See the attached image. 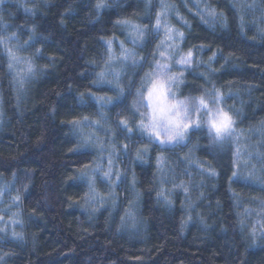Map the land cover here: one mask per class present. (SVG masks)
I'll return each instance as SVG.
<instances>
[{"label":"clouds","instance_id":"9594fccd","mask_svg":"<svg viewBox=\"0 0 264 264\" xmlns=\"http://www.w3.org/2000/svg\"><path fill=\"white\" fill-rule=\"evenodd\" d=\"M88 2L95 13L86 18L90 24L102 19L101 10L115 6L112 0H103V7L100 8L97 7L98 0ZM127 3L128 0H124V4ZM227 3L237 13L231 21L224 12L218 13L211 3L205 4L204 0H180V4L189 12L199 7L209 9L207 15L218 19L221 30L231 31L230 24H233L239 27V34L245 36L246 24L262 25L257 31L264 38V0H242L240 4L235 0H227ZM6 6L22 9L26 14L23 30L29 33L28 40L34 41L38 36L43 40L51 39L52 33L44 36L38 32L39 22L36 18L42 15L44 9L59 6L58 0H0V20L4 19ZM136 7L138 10L130 17L113 21V29L125 33L124 38L103 37L106 47L97 59L87 61L88 67L80 74L89 80L92 87L103 85L108 91L99 94L73 90L75 106L90 111L88 115L81 112L80 118L73 120L74 123L68 122L70 129L66 135L71 137L70 142L74 145L69 150L77 158L76 162L83 164L67 175L69 181L78 185L80 194V201L69 204V207L83 210L86 220L80 221L81 225L91 222L90 227H95L98 213L109 200L115 209V197L119 195L117 188L124 191L130 189L133 203L145 193L154 194L152 207L161 204L171 208L175 203L174 197L183 194L184 215L177 221L178 238H183L191 224L198 222L205 233L210 229L218 230L229 237L225 240V246L232 258L228 259L227 264H253L247 254L264 252V120L259 124L241 127L244 106L229 102L239 98L241 89L231 84L218 85L216 82L221 70L239 67L233 57L229 56L224 64L216 67V53L204 56V49L197 45L182 47L187 39L186 33L181 27L174 26L173 21H183L189 29L191 22L183 16L177 0H136ZM68 11L74 14L73 9L69 8ZM158 19L160 24H157ZM144 20L148 23H144ZM4 27L5 32L0 37L20 53L26 43L17 34L21 29L9 32L7 28L10 26ZM170 36L172 39H169ZM129 39L131 44L127 43ZM150 44L154 47H150ZM189 51L192 53L191 62L180 63L181 57H186ZM40 55L41 50L36 48L30 55L20 56V62H7L9 92L18 111V125L28 111L27 104L22 103V100L31 90L26 85L35 76L39 67L35 59ZM23 61H31V73ZM10 64L13 66L10 67ZM52 66L55 67V62ZM190 77L197 80L203 77L204 83H194ZM21 79L23 84L20 83ZM158 80L165 82L167 103L178 104L179 108L166 115L156 112L153 118L154 107L148 93ZM217 90L222 96H217ZM3 104L4 97L0 94V133L5 131L8 123ZM221 108L232 115L234 125L229 131L217 133L212 121ZM178 113L183 123L189 125L183 130L182 138L176 135V126L169 119ZM56 116V108L50 106L46 113L45 130L38 132L35 138L23 134L20 138V143L24 145L23 151L18 150L9 157L0 153V167L13 168V176L24 175L31 179L33 170L22 169L20 165L35 158L50 172L57 169L66 171L68 163L50 149L47 123H54ZM257 132L260 133L259 138H255ZM201 152L206 155H201ZM233 155L235 161H232ZM87 159H91L90 164L83 163ZM226 161L229 167L231 163L237 165L228 178V191L232 193L230 198L242 210L236 211L235 221L218 227L217 222H210L209 218L215 215L218 220L223 205L218 201L209 202L208 193L220 185L222 173L227 174ZM136 164L142 165L144 169H154L150 180L143 187L138 186L140 181L134 171ZM128 178L130 184H124ZM237 182L250 185L256 194L234 191L233 185ZM45 183L51 184L53 191L41 199L51 203V196L53 201L58 200L57 182L49 180ZM101 184L109 200L103 198ZM26 187L21 184L8 191L5 185L6 191L0 192V211L11 213L13 220H17L19 213L12 211V205H21L17 204L12 192L21 195ZM37 206H40V201H37ZM204 207L207 210L202 213L200 208ZM0 229V245L12 241L22 249L30 247L32 251L36 250V235L11 228L7 217ZM121 231L120 226H112L114 237H118ZM139 238L147 240L146 235ZM8 258L9 253L0 247V264H7ZM257 264H264V256L260 257Z\"/></svg>","mask_w":264,"mask_h":264},{"label":"trees","instance_id":"16d2710c","mask_svg":"<svg viewBox=\"0 0 264 264\" xmlns=\"http://www.w3.org/2000/svg\"><path fill=\"white\" fill-rule=\"evenodd\" d=\"M112 2L115 6L101 10L102 19L90 24L86 18L95 13L88 0H58L59 6L44 9L42 15L36 18L39 33L44 36L52 33L49 40L39 36L34 41L28 40L29 33L23 30L26 14L22 9L6 6L4 19L0 20V35L5 32V25L10 26L7 28L9 32L21 29L17 34L26 43L25 49L18 53L20 56L30 55L36 48L41 50V55L35 59L39 67L31 83L26 85L31 90L22 100V103L27 104L28 111L18 125V111L9 92L7 62L10 58L0 44V94L4 97L3 110L8 120L5 131L0 133V153L9 157L18 150L23 151L24 145L20 143V138L25 133L35 138L38 132L44 131L46 113L50 106H54L57 112L55 122L47 123L50 149L68 163L66 171L57 169L50 172L39 160L32 158L20 165L22 169L33 170L31 179L24 175L13 176V168L0 167V185L3 183L10 188L27 185L20 199L16 200L21 206L16 207L20 227L15 230L35 234L37 238L35 251L30 247L22 249L12 241L0 245L9 253L7 264H227L228 259L232 258L225 246V240L229 237L218 230L210 229L205 233L198 222H193L185 236L178 238L177 221L184 215L183 194L174 197L175 203L171 208L161 204L152 207L154 194L145 193L133 203L130 189L124 191L117 188L119 195L115 197L116 205L113 209L108 193L103 191L101 184V194L109 203L98 213L95 227H90L91 222L81 225L80 221L86 220L85 213L80 208L69 207V204L80 201V194L78 185L69 181L67 175L83 164L77 163V158L69 150L74 145L70 142L71 137L66 135L70 129L68 122L79 119L81 112L88 115L90 111L75 106L73 90H88L99 94L108 91L103 85L92 87L89 80L80 74L88 67L87 61L97 59L106 47L103 37L123 39L126 35L113 29V21L128 18L138 10L136 0H128L127 4H124V0ZM204 2L211 3L218 13L224 12L230 21L237 14L227 0ZM235 2L240 4L242 0ZM177 4L183 16L191 22L189 29L183 21H173L174 26L181 27L186 33L187 39L182 47L197 45L204 49V56L216 53V67L224 64L229 56L233 57L239 67L221 70L216 82L218 85L231 84L241 89L239 98L229 101L244 106L245 115L241 127L259 124L264 120V38L257 31L262 25L246 24V35L241 36L237 25L230 24L231 31H227L221 30L217 18L213 17L210 21L207 15L209 9L199 7L189 12L183 8L180 0H177ZM69 8L74 10V14L69 13ZM144 23L148 21L144 20ZM127 43L131 44V40ZM9 47L12 45L9 44ZM150 47L154 46L150 44ZM53 62L55 67L52 66ZM190 79L197 84L204 83L203 77L199 80L195 77ZM259 136L257 132L255 138ZM200 154L206 155L203 152ZM235 160L233 155L232 161ZM83 163L90 164L91 159ZM225 167L227 174L222 173L220 185L208 193L209 202L218 201L223 205L218 220L215 215L209 218L210 222L216 221L218 227L235 221L236 211L242 210L230 198L232 193L228 191V178L237 165L231 163L229 167L226 161ZM134 171L140 181L138 186L143 187L150 180L154 169H144L142 165L136 164ZM49 180L57 182L56 191L59 193V199L55 201L49 196L51 203L41 199L53 191L52 185L45 183ZM123 183L130 184V178ZM233 189L256 194L250 185L242 182L234 184ZM12 195L17 196L15 192ZM37 201H40V206H37ZM206 210V207L200 208L202 213ZM113 225L122 228L118 237L112 234ZM142 235H146L147 240L140 239ZM129 236L132 238L129 239ZM240 253L243 257L242 249ZM247 255L253 264H257L264 252H249Z\"/></svg>","mask_w":264,"mask_h":264},{"label":"snow or ice","instance_id":"6c2138e0","mask_svg":"<svg viewBox=\"0 0 264 264\" xmlns=\"http://www.w3.org/2000/svg\"><path fill=\"white\" fill-rule=\"evenodd\" d=\"M97 7H103V0H98V4ZM213 14L214 13H211ZM161 21L158 19L157 20V24H160ZM169 31H171V29H169ZM182 35V34H180ZM10 39V38H9ZM169 39H172V37L170 36ZM0 44H2L7 53L8 56L10 58L11 61H15V62H20L22 60V58L20 57V55L16 52V50L13 47H9V45L6 43L5 39L3 37H0ZM192 60V53L191 51H189L187 53L186 57H181L180 59V63H190ZM23 63H25L27 65V71L29 73H31L33 71V66L31 64V61H23ZM13 65L10 64V67H12ZM21 84H23V79H21L20 81ZM166 86H165V82L163 80H158L156 81L152 88L150 89L149 93H148V97L149 99L152 101L153 103V107H154V116L153 118H155V113L158 112L161 115H166L169 112H171L173 109H178L179 105L178 104H171L169 105L167 103V98H166ZM217 96L220 97L222 96V93L217 90ZM201 103L203 104V98H201ZM85 119H87V117H85ZM170 121L172 123L175 124V133L178 137L182 138L183 137V130L187 129L189 127L188 124H184L183 121L179 118V113L177 114L176 117H169ZM75 121H69V123H74ZM213 126L216 128L217 133H222V132H226L229 131L230 129H232L233 125H234V121H233V117L230 113H228L227 111H224L222 108L218 111V113L216 114V119H214L212 121ZM181 125H183V128L181 127ZM16 200L20 199V195H17L15 197ZM0 219H3L2 217H0ZM14 224L15 223H19L20 221L18 220H13L12 221ZM2 230V229H0ZM14 235H16V233H13Z\"/></svg>","mask_w":264,"mask_h":264},{"label":"rangeland","instance_id":"374dc122","mask_svg":"<svg viewBox=\"0 0 264 264\" xmlns=\"http://www.w3.org/2000/svg\"><path fill=\"white\" fill-rule=\"evenodd\" d=\"M208 17H209L210 21L213 20V17H211V16H208ZM166 98H167V92H166ZM12 189L13 188L7 187V190L8 191H11ZM5 191H6L5 184L1 183V185H0V192H5ZM5 207H7V205H5ZM12 211L18 212V211H16V206L15 205H12ZM0 217L3 218V219H0V225H2L4 223L5 217H7L8 225L11 228L15 229L17 227H20V222L19 223H15V224L12 223L13 217L11 216V213H5L3 211H0ZM16 219L18 221H20L18 217Z\"/></svg>","mask_w":264,"mask_h":264}]
</instances>
